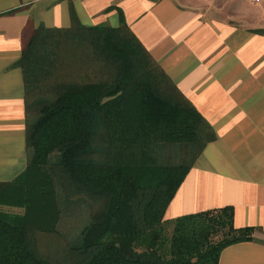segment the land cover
I'll list each match as a JSON object with an SVG mask.
<instances>
[{
	"label": "trees",
	"instance_id": "1",
	"mask_svg": "<svg viewBox=\"0 0 264 264\" xmlns=\"http://www.w3.org/2000/svg\"><path fill=\"white\" fill-rule=\"evenodd\" d=\"M18 66L27 166L0 183V264H218L253 240L231 207L164 220L215 134L127 27H39Z\"/></svg>",
	"mask_w": 264,
	"mask_h": 264
},
{
	"label": "crops",
	"instance_id": "2",
	"mask_svg": "<svg viewBox=\"0 0 264 264\" xmlns=\"http://www.w3.org/2000/svg\"><path fill=\"white\" fill-rule=\"evenodd\" d=\"M74 23L127 27L215 134L164 220L231 207L253 240L218 264H264V0H0V183L27 166L24 45Z\"/></svg>",
	"mask_w": 264,
	"mask_h": 264
},
{
	"label": "rangeland",
	"instance_id": "3",
	"mask_svg": "<svg viewBox=\"0 0 264 264\" xmlns=\"http://www.w3.org/2000/svg\"><path fill=\"white\" fill-rule=\"evenodd\" d=\"M64 55H67V51H64V53H62ZM184 158V157H183ZM182 158V159H183ZM182 159L179 160H174V162L177 163H181ZM184 160V165H187L190 161V157L183 159ZM7 210V209H4ZM10 211V210H7ZM85 220L84 217L78 216V218H74L71 215H68L67 218H65L59 226V230L62 234V236L66 237V238H72V236H75V234H77L80 231V228L82 226V224H84Z\"/></svg>",
	"mask_w": 264,
	"mask_h": 264
}]
</instances>
